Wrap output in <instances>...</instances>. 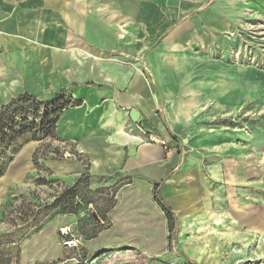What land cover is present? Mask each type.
Masks as SVG:
<instances>
[{
	"label": "crops",
	"instance_id": "0c3cea01",
	"mask_svg": "<svg viewBox=\"0 0 264 264\" xmlns=\"http://www.w3.org/2000/svg\"><path fill=\"white\" fill-rule=\"evenodd\" d=\"M246 21L264 25V0H0V106L24 93L51 98L62 90L79 101L61 112L54 138L20 152L42 143L77 152L41 159L58 177L87 170L163 180L159 194L176 217L228 215L245 261L264 259V126L207 133L176 119L158 77L160 69L197 66L193 58L200 67L229 63L231 85L238 77L264 85V53L256 63L245 54ZM246 98L263 104L264 90Z\"/></svg>",
	"mask_w": 264,
	"mask_h": 264
},
{
	"label": "rangeland",
	"instance_id": "374dc122",
	"mask_svg": "<svg viewBox=\"0 0 264 264\" xmlns=\"http://www.w3.org/2000/svg\"><path fill=\"white\" fill-rule=\"evenodd\" d=\"M263 44L264 25L246 21L245 54L255 63L264 53L257 46ZM189 62L197 66L158 72L176 119L191 120L207 133L264 126V103L245 99L260 86L264 90L257 78L240 83L238 77L231 85L229 63L218 67L207 61L210 66L200 67L199 60ZM47 146L42 143L29 155L28 147L19 151L0 177V264H264V259L245 261V243L230 237L228 215L200 211L177 216V232L169 240L166 219L152 201V184L123 173L96 176L87 170L54 176L41 159L63 157L64 149ZM211 167L212 161L205 163L206 172ZM61 226L74 227L76 246L64 245Z\"/></svg>",
	"mask_w": 264,
	"mask_h": 264
},
{
	"label": "trees",
	"instance_id": "16d2710c",
	"mask_svg": "<svg viewBox=\"0 0 264 264\" xmlns=\"http://www.w3.org/2000/svg\"><path fill=\"white\" fill-rule=\"evenodd\" d=\"M64 92L65 90H62L53 97L42 100L35 95L24 93L0 106V175L25 144L41 136L55 137L56 121L61 112L79 103ZM162 182L163 180L152 183L151 195L152 201L166 219L167 231L170 233L169 240H171L177 232L178 218L159 194ZM186 260L189 261L187 258Z\"/></svg>",
	"mask_w": 264,
	"mask_h": 264
},
{
	"label": "built area",
	"instance_id": "2783aa9c",
	"mask_svg": "<svg viewBox=\"0 0 264 264\" xmlns=\"http://www.w3.org/2000/svg\"><path fill=\"white\" fill-rule=\"evenodd\" d=\"M151 140H154V137H151ZM164 143V142H162ZM77 156V152L72 151L71 149H64L63 151V157H75ZM60 233L64 237V245H67L69 247H74L78 243V234L76 233V230L74 227L70 226H61L59 227Z\"/></svg>",
	"mask_w": 264,
	"mask_h": 264
},
{
	"label": "water",
	"instance_id": "95a60500",
	"mask_svg": "<svg viewBox=\"0 0 264 264\" xmlns=\"http://www.w3.org/2000/svg\"><path fill=\"white\" fill-rule=\"evenodd\" d=\"M129 117L133 122H137L139 119V112L135 108H131L129 111ZM129 153L133 154L132 149H129Z\"/></svg>",
	"mask_w": 264,
	"mask_h": 264
}]
</instances>
